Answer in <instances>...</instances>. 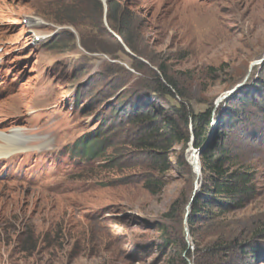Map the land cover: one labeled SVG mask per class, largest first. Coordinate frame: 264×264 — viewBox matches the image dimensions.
Here are the masks:
<instances>
[{
	"label": "rangeland",
	"instance_id": "rangeland-1",
	"mask_svg": "<svg viewBox=\"0 0 264 264\" xmlns=\"http://www.w3.org/2000/svg\"><path fill=\"white\" fill-rule=\"evenodd\" d=\"M107 1L0 0V145L31 151L0 159V264H180L161 251L164 225L179 229L163 214L194 191L190 141L146 150L140 122L170 116L191 134L174 113L184 100L212 109L214 144L254 176L247 205L196 239L183 220L186 243L193 252L252 229L256 257L244 264H264V0ZM117 4L123 28L135 18L137 52L110 26ZM160 67L182 96L153 89Z\"/></svg>",
	"mask_w": 264,
	"mask_h": 264
},
{
	"label": "trees",
	"instance_id": "trees-1",
	"mask_svg": "<svg viewBox=\"0 0 264 264\" xmlns=\"http://www.w3.org/2000/svg\"><path fill=\"white\" fill-rule=\"evenodd\" d=\"M93 1L96 2V0ZM107 3L111 5L109 0ZM126 13L125 7L117 4V6H112L111 8L109 6L106 16L109 21H113L117 15L121 16L119 19L120 25L116 27L110 26L131 50L137 52L136 41L129 36V32L135 30V18L132 17L131 26L123 28V22L128 19L126 18ZM72 21L67 20L66 22L71 23ZM133 67L139 70L137 66ZM159 71L161 74L157 73V85L153 89L173 97L176 95L182 96L177 84L169 76L166 69L160 67ZM175 110L176 112L174 113L179 116L180 120L182 119L181 126L187 130L188 125L191 124V134L189 130H187L186 135H184V132H179L176 123L170 116L157 119L154 114H146L140 122L141 129L144 130L143 137L140 138V147L152 152L165 153L170 147L166 145L168 139H171L169 144L173 145L176 142H188L191 137H193V147L200 148L205 144L212 122V109L207 108L204 111L195 112L184 100L180 102V105ZM90 137H95V139L89 140L87 144L83 142L82 149L87 154L94 155L102 141L98 140L97 132ZM200 159L202 161L200 186L187 216L189 234L194 239H196L195 235L197 234L198 226H212L214 224L212 221L217 217L244 208L252 199L254 193L253 173L247 167L239 165L236 157L227 148L214 144V138L210 140ZM155 185L157 184L154 182H147L145 187L151 193L157 194L164 187V183L159 184L157 190L153 187ZM189 200L190 198L181 200V197H177L163 214L166 218L177 219L176 223L179 226L175 233H171L168 232L164 225L162 231L165 236L161 248L164 255L169 252L174 253V255L178 256L180 264H187L185 257L191 258L192 256V264H244L248 256L256 257L258 233L252 229L235 234L225 235L222 233L203 247L197 243L193 252H191L182 229L185 215L184 207ZM214 208L217 209V214ZM22 250L24 251L25 248Z\"/></svg>",
	"mask_w": 264,
	"mask_h": 264
},
{
	"label": "water",
	"instance_id": "water-1",
	"mask_svg": "<svg viewBox=\"0 0 264 264\" xmlns=\"http://www.w3.org/2000/svg\"><path fill=\"white\" fill-rule=\"evenodd\" d=\"M115 37L118 38V36L114 33H112ZM119 39V38H118ZM263 59V58H262ZM236 89L233 88L232 91L234 92ZM216 129V126L213 125L209 131V134H208V139L207 141L205 142V144L200 147V148H195L193 147V137H191V140H190V149L192 150V152H194V154H196V162H198V160L200 159V156L201 154L207 149L209 143H210V140L212 139V135H213V132L215 131ZM201 170H202V167H201V164H198L197 166V171H196V175H195V188H194V191L190 197V200L189 202L187 203V206H186V210H185V218H184V228H185V231H186V234L188 235V226H187V216L189 214V210H190V206H191V203L196 195V193L198 192L199 190V185H200V176H201Z\"/></svg>",
	"mask_w": 264,
	"mask_h": 264
},
{
	"label": "bare ground",
	"instance_id": "bare-ground-1",
	"mask_svg": "<svg viewBox=\"0 0 264 264\" xmlns=\"http://www.w3.org/2000/svg\"><path fill=\"white\" fill-rule=\"evenodd\" d=\"M29 20V22H33L34 20L32 19H27ZM36 21V20H35ZM30 149V147H24V146H18L16 147L15 144L7 142L5 144H1L0 145V159L2 158H11L14 156H17V154H15L18 151H24V154H26V156H28L27 154H29L31 151H28ZM43 150V149H42ZM192 151V150H191ZM193 171L196 175V171H197V166L200 163V159L198 160V162H196V154H194V152H192L191 156H190V160Z\"/></svg>",
	"mask_w": 264,
	"mask_h": 264
}]
</instances>
